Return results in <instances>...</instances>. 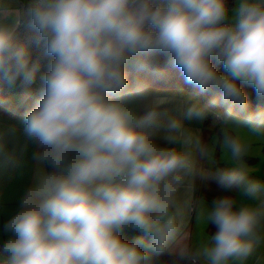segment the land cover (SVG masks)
I'll list each match as a JSON object with an SVG mask.
<instances>
[{"label": "clouds", "instance_id": "obj_1", "mask_svg": "<svg viewBox=\"0 0 264 264\" xmlns=\"http://www.w3.org/2000/svg\"><path fill=\"white\" fill-rule=\"evenodd\" d=\"M37 82L0 121V168L33 166L0 264H264V0H0V86Z\"/></svg>", "mask_w": 264, "mask_h": 264}, {"label": "crops", "instance_id": "obj_2", "mask_svg": "<svg viewBox=\"0 0 264 264\" xmlns=\"http://www.w3.org/2000/svg\"><path fill=\"white\" fill-rule=\"evenodd\" d=\"M23 2V0H21ZM36 51L34 52V55ZM39 87V82L30 86V88H8L11 93V101L17 107L22 106L26 103H33L35 99L36 90ZM154 88H157L161 91H172L177 88L176 85L171 83H165L160 81H155L153 84ZM187 95H192L188 92L187 89H183ZM31 92L32 95L29 96L28 93ZM170 111H176V105H168L166 106ZM25 112V111H24ZM24 112L20 113H6L0 112V121L6 123H15L17 125L21 124V118ZM209 122H204L200 124L198 122H190V126L197 128H207ZM207 135V132L205 133ZM31 149L28 154L24 158V163L18 168H0V241L5 239L6 237L2 233V225L6 220L7 216L11 213V211L15 208L18 203L19 197L23 194L24 189L31 182L33 166L31 162ZM217 166L224 167L226 166L224 163L220 162L218 159ZM229 193L224 192L221 188H219L214 182H207L203 185H198L196 195L197 197H203L207 203L211 204V202L221 195H228ZM189 231L191 233L192 239L195 241L198 237L199 228L196 224L195 218L193 217L192 222L189 225ZM206 231L211 234L215 232V227L213 225H209ZM131 232V231H130ZM127 235V234H125ZM138 233L131 232L130 235L136 237Z\"/></svg>", "mask_w": 264, "mask_h": 264}, {"label": "trees", "instance_id": "obj_3", "mask_svg": "<svg viewBox=\"0 0 264 264\" xmlns=\"http://www.w3.org/2000/svg\"><path fill=\"white\" fill-rule=\"evenodd\" d=\"M234 3H235V0H228L229 8H231L234 5ZM35 51H36V49L34 48L33 52H35ZM170 73H176V74L180 75L179 72L177 70H175V69H170L169 70V74ZM31 104L32 103H26V104H24L22 106L17 107L11 101V93L8 90L7 86H0V112H2V113L3 112H6V113H8V112L9 113L24 112L31 106ZM124 238L127 239V240H132L135 237L124 235ZM162 259H167V256L162 257Z\"/></svg>", "mask_w": 264, "mask_h": 264}, {"label": "rangeland", "instance_id": "obj_4", "mask_svg": "<svg viewBox=\"0 0 264 264\" xmlns=\"http://www.w3.org/2000/svg\"><path fill=\"white\" fill-rule=\"evenodd\" d=\"M233 7H235V3H234V5L231 8H233ZM144 75H146V74H144ZM158 81H160V80H158ZM162 82L174 84V85L177 86V88L187 89L188 92L190 94H192V95H196L197 94L196 90L191 85L185 84L184 81H183V78L180 75L176 74V73H170L168 75V77L166 79H164ZM247 91H248V94H249L250 106L252 108H256L258 106V101L256 99V95H255L254 90L247 89ZM208 98L209 97H202L203 100H206ZM260 151H261V159L264 160V148H261ZM220 162H222V161H220ZM222 163H224V162H222ZM253 163H256V161H253ZM262 170H264V169H262ZM130 233L131 232H127L125 234L130 235Z\"/></svg>", "mask_w": 264, "mask_h": 264}]
</instances>
